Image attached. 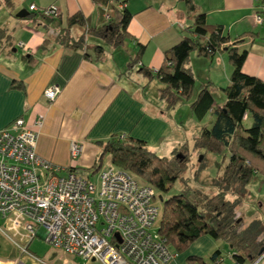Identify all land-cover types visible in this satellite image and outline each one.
Listing matches in <instances>:
<instances>
[{
  "label": "crops",
  "instance_id": "obj_1",
  "mask_svg": "<svg viewBox=\"0 0 264 264\" xmlns=\"http://www.w3.org/2000/svg\"><path fill=\"white\" fill-rule=\"evenodd\" d=\"M117 1H123V7L130 13L127 33L120 43L109 46L126 42L128 52L124 54L121 49L118 56H113L101 48V58H96L90 45H100L93 40L97 36L86 35L85 42L88 37L93 39L83 49L65 47L52 40L43 43V40L46 36L51 38L56 28L63 26L64 18L72 13H79L87 27L99 26L104 22L101 16L104 3L0 0V129L20 116L24 125L36 132L35 152L61 171L76 169L93 178L100 166L92 174L88 169L100 151L97 141H103L111 133L142 139L154 151H165L169 145L177 147L186 142L185 135L177 131L180 127L167 115L168 110L160 109L163 102L158 101L157 88L161 83L138 69L153 73L160 64L162 51L185 32L184 27L190 24L185 5L182 0ZM190 1L202 12L207 24L221 27L222 34L228 37L226 44L238 51L245 50L241 70L264 82V25L255 24L251 18L260 8V1ZM29 4L36 9L54 5L57 16L42 18L36 10L28 9ZM19 9L27 12L22 17L14 16ZM139 46L141 50L137 53ZM184 66L190 71L193 83L198 81L199 86L209 83L211 95L215 93L217 97L212 98V105L219 106L223 100L219 87L227 83L230 71L225 51L216 50L210 56L191 51ZM48 83L60 87L49 102L41 94ZM206 114L207 123L211 115ZM37 116H41L39 125L34 123ZM201 119L197 120L198 127ZM72 140L80 143L75 156L68 154V143ZM36 236L40 238L38 233ZM218 241L201 236L166 264H212L208 257L221 246ZM204 254H207L205 259ZM15 257L10 254L0 264H9ZM23 258L30 261L26 256L20 257ZM86 262L98 264L94 260ZM30 264L34 263L30 261Z\"/></svg>",
  "mask_w": 264,
  "mask_h": 264
},
{
  "label": "trees",
  "instance_id": "obj_2",
  "mask_svg": "<svg viewBox=\"0 0 264 264\" xmlns=\"http://www.w3.org/2000/svg\"><path fill=\"white\" fill-rule=\"evenodd\" d=\"M93 1L103 4L107 0ZM182 1L190 19V24L184 27L185 32L162 51L160 64L153 73L141 67L138 69L157 78L161 83L157 88L158 98L165 108H172L179 101L188 99L192 91L193 77L184 66L189 52L210 56L216 50L225 51L230 71L227 83L219 87L223 95L221 104L212 105L208 82L199 86L188 103L189 112L196 120L207 112L211 115L209 122L201 124L192 136V147L203 153L226 151L220 171L209 181L215 190L204 191L182 182L181 188L161 196L175 180H179L185 168L188 157L179 151L188 149L186 142L173 150L179 154L172 152L164 156L149 149L142 139L111 133L103 141H97L100 151L88 170L92 174L106 154L108 164L125 170L137 182L147 184L153 191V200L159 204L157 233L172 254L185 250L197 238L207 236L225 243L233 264H253L264 251V226L259 220L251 219L242 227L235 208L252 175L257 174L264 180V82L241 70L244 49L238 51L226 44L228 37L222 34L219 25L207 24L202 12L197 11L190 0ZM40 8L28 9L36 10L42 18L57 16H44ZM112 10V16L102 18L104 22L96 27L85 26L82 16L72 13L64 18L63 26L56 28L51 38H44L43 43L52 40L65 47L83 49L87 44L85 36L93 35L108 45H116L127 33L125 28L130 13L124 7ZM90 46L94 56L101 58L102 47L99 44ZM140 50L139 46L137 53ZM246 117L249 119L247 126L244 125ZM59 172L63 171L60 169ZM86 176L91 178L89 174ZM91 179L95 180L96 175ZM227 194L232 198L228 199ZM208 258L212 264H222L217 249ZM263 258L264 254L254 264H260ZM190 259L201 261L198 257Z\"/></svg>",
  "mask_w": 264,
  "mask_h": 264
},
{
  "label": "built area",
  "instance_id": "obj_3",
  "mask_svg": "<svg viewBox=\"0 0 264 264\" xmlns=\"http://www.w3.org/2000/svg\"><path fill=\"white\" fill-rule=\"evenodd\" d=\"M252 21L264 25V0ZM120 9L123 4L115 2ZM34 9L33 4L28 5ZM102 6L104 19L112 16ZM55 15L54 5L40 8ZM48 83L41 94L47 102L59 92ZM41 116L34 120L36 125ZM36 132L20 116L0 129V233L11 240L20 256L45 264L27 251L38 233L50 248L64 255L98 264H166L174 254L157 233L159 208L152 189L125 170L104 164L96 179L60 167L35 153ZM80 145L69 141L68 154ZM9 233L10 237L6 234ZM264 254V253H263ZM262 254V255H263ZM260 255L257 260L262 256ZM9 264H24L13 260Z\"/></svg>",
  "mask_w": 264,
  "mask_h": 264
},
{
  "label": "rangeland",
  "instance_id": "obj_4",
  "mask_svg": "<svg viewBox=\"0 0 264 264\" xmlns=\"http://www.w3.org/2000/svg\"><path fill=\"white\" fill-rule=\"evenodd\" d=\"M113 1L114 0H107L103 4V6L107 9L105 10L107 13H110L112 8H116L114 6ZM148 1L153 2L155 0H148ZM101 16H103V14ZM91 39L93 38L88 37L86 42H89V40ZM93 40H95V42L100 43L104 52H111L113 56H118L119 53L121 52V49L124 51V54L128 52L126 47V42H124L122 45H119L117 47H111L106 43L101 42L100 39L98 38H94ZM127 46L129 48V45ZM132 73H134V70H132ZM195 80H197V78H195ZM155 81L159 82L158 80ZM198 88H199L198 81H195L193 83L192 91L188 99L179 101L172 108H165L164 105L160 108L162 110H168L166 112L167 115L171 120H173V122L177 126L180 127V130L178 128L177 131L178 133L182 132L183 135H185V139H186L185 141L188 147V149L184 151L181 152L179 151L181 155H185V157H188L185 168L180 173L179 180L177 179L174 181V183L172 184L171 188L167 191V193H161L162 197L164 195L170 194L171 192L175 191L178 188H181L183 186L182 182L192 187H198L204 191L213 192L215 189L213 186L209 184V181L215 176V174H217L220 171L221 165L225 160L223 155L226 154V151L224 150L221 151L220 153H210V152L203 153L202 150L198 152L197 149L192 147V136L195 134L199 124H197V120L190 114L188 109V103L194 97ZM212 96H213L212 98H217L215 93ZM158 101L159 103H161L160 99ZM206 120H207V114L202 117V119L200 120V124L206 123ZM248 124H249V119L247 118L244 120V125L247 126ZM172 146L173 145H169L168 149H166L165 151H163L162 149V150H156L155 152L159 155H164V156H168L172 152H174V154H179L177 153L178 152L177 150L173 151L175 147L173 146L172 148ZM103 164H107L106 154H104L101 157V165ZM226 197L228 199L232 198L230 194H227ZM157 206L159 208V204H157ZM235 215L237 219L240 221L239 225H241L242 227L248 224L249 221H251V219L259 220L261 225L264 226V180L261 179V176L257 174L252 175L250 179L247 181V183L244 185V190L240 195L239 203L235 208ZM0 225H1V219H0ZM6 235L10 237L9 233H7ZM217 244L221 245L218 248L221 255V263L231 264V261L228 257L229 248L225 245V243L221 241H218ZM27 250L45 264H88V262L84 260H81L79 258H73L71 256L64 255L56 250H53L36 235L32 237L31 241L27 245ZM10 254L16 256L15 257L16 260H20L22 263L30 264V261H27L26 258H23L22 260L20 259L21 254L19 253L18 249L14 247L10 239H8L5 235L0 233V260L8 258ZM206 255L207 254H204L203 256L204 259L206 258ZM52 256L54 259L50 260L49 258H52ZM255 262L256 261H254L253 264ZM260 264H264V258Z\"/></svg>",
  "mask_w": 264,
  "mask_h": 264
},
{
  "label": "water",
  "instance_id": "obj_5",
  "mask_svg": "<svg viewBox=\"0 0 264 264\" xmlns=\"http://www.w3.org/2000/svg\"><path fill=\"white\" fill-rule=\"evenodd\" d=\"M27 11L24 9H19L14 13V16L16 17H22Z\"/></svg>",
  "mask_w": 264,
  "mask_h": 264
}]
</instances>
